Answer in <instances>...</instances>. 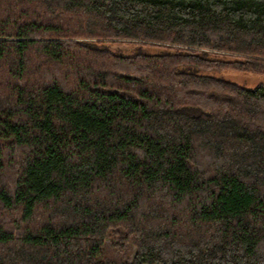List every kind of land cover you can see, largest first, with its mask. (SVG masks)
Wrapping results in <instances>:
<instances>
[{
	"label": "trees",
	"instance_id": "trees-1",
	"mask_svg": "<svg viewBox=\"0 0 264 264\" xmlns=\"http://www.w3.org/2000/svg\"><path fill=\"white\" fill-rule=\"evenodd\" d=\"M231 69L264 73V0H0V264H264Z\"/></svg>",
	"mask_w": 264,
	"mask_h": 264
},
{
	"label": "rangeland",
	"instance_id": "rangeland-1",
	"mask_svg": "<svg viewBox=\"0 0 264 264\" xmlns=\"http://www.w3.org/2000/svg\"><path fill=\"white\" fill-rule=\"evenodd\" d=\"M216 74H219L223 77L229 78L231 80H234L240 84H244L247 86L254 85L258 82H262L264 84V73L260 72H248V71H242V70H227L222 72H217ZM134 250V246H132V251L130 256L132 255Z\"/></svg>",
	"mask_w": 264,
	"mask_h": 264
}]
</instances>
